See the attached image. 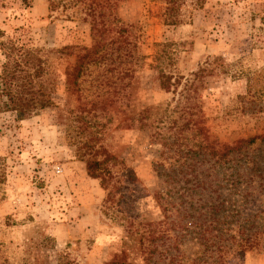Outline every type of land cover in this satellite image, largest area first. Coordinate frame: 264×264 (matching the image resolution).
<instances>
[{"label": "rangeland", "instance_id": "rangeland-1", "mask_svg": "<svg viewBox=\"0 0 264 264\" xmlns=\"http://www.w3.org/2000/svg\"><path fill=\"white\" fill-rule=\"evenodd\" d=\"M167 8V0H0V73L10 57L32 54L54 102L24 120L0 113V264H264V243L252 253L206 250L190 197L186 212L176 204L167 215L156 199L172 190L169 202L180 203L199 176L215 187L196 200L209 194L242 211L239 190L250 182L246 208L264 211V181L244 177L238 155L212 167L226 147L264 136V8L256 0ZM92 51L80 75L76 65ZM92 140L105 151L99 160L113 158L115 187L88 174L82 150ZM247 153L262 161L264 143ZM172 172L179 181L168 183ZM162 221L167 236L152 245L149 226Z\"/></svg>", "mask_w": 264, "mask_h": 264}, {"label": "trees", "instance_id": "trees-1", "mask_svg": "<svg viewBox=\"0 0 264 264\" xmlns=\"http://www.w3.org/2000/svg\"><path fill=\"white\" fill-rule=\"evenodd\" d=\"M179 0H167L169 8L167 12L170 13L174 10L175 6L178 4ZM258 6L264 8L263 0H256ZM22 52V49L19 50V53ZM95 53H87L81 59H79L76 68L79 71V74L85 71L88 64L86 59H90ZM91 56V57H90ZM36 58L30 54L19 55L18 58L11 57L3 65L2 72L0 73V113L11 112L16 114L18 120H24L32 116L35 112H38L43 109L50 108L54 106V102L51 99L50 95L47 93V88L45 82L41 79V74L43 68L37 66L35 63ZM34 72V73H33ZM161 86L164 89L169 90L174 84L172 83V78L165 75L161 72L160 75ZM92 141L86 142L87 146L82 150V154L85 157H88L87 160V171L90 177L95 179H100L102 186L105 189H109L111 185H114V173L112 171L111 161L112 157L105 155L103 160H99L97 157L103 154L101 148L96 150L94 145H89ZM264 143V136H255L247 140H241L235 146L226 147L223 150V153L219 154L216 148L211 147L210 155L212 157L218 156L219 158L212 164V167H216L217 163L220 162L223 164L230 163L233 158L238 155L239 160L241 161L240 165L243 169L244 177L250 179L260 178L264 181V159L257 160L248 155L247 152L253 149L258 143ZM185 172H177V174ZM172 172V176H169L168 183L179 181L178 175ZM193 175V174H192ZM172 179V180H170ZM197 182L187 180L192 186L189 189L182 191L176 199H180L181 202H169L173 200L175 196L173 195L172 190H167V198H165L163 193H158L156 199L160 204V207L163 209V212L167 215L166 212L172 209L176 204L184 205L185 212L187 211V206H185L188 201L187 198L190 197V200L194 201V205L191 204L190 207L198 210L195 213H192V218L195 220L191 222L193 226V233L197 237V240L206 248L214 252V248H217L222 255L228 254V251L235 247V250L240 253L255 252L259 251L264 243V218H262L261 213L264 214L262 209H258L256 212L252 210H247L246 206L252 203L250 197L254 193H250L246 188V185H249L250 182H247L245 186H242L239 190L240 196L242 199L243 210L236 211L232 210V206H229V202L226 200L221 201L219 204L211 200H205L204 195L202 200L195 199L196 197L204 194V191H212L215 187V182H206L205 180H200L199 176L195 178ZM198 179V180H197ZM264 185V184H262ZM195 186L194 188H192ZM201 190H198V189ZM174 189H176L174 187ZM112 192L110 191V194ZM186 200V201H184ZM188 214V213H187ZM186 214V215H187ZM191 215L189 214V217ZM224 222L226 228L220 227V222ZM237 222L238 226L236 229L231 228V223ZM260 222L258 227L257 223ZM250 223L251 225H248ZM164 222H160L158 225L150 224L152 230L149 232L148 239L154 244V241L158 239H164L167 236V231L161 228ZM157 237H156V236ZM152 253H150L151 255ZM124 257L121 258L122 261ZM175 261V260H171ZM225 260H223L224 262ZM112 264H117V261H114ZM146 264H151L150 258H146ZM205 264H216L214 262L206 261Z\"/></svg>", "mask_w": 264, "mask_h": 264}]
</instances>
